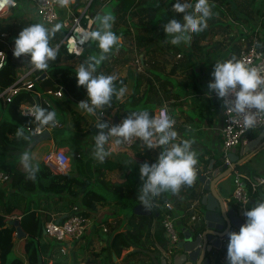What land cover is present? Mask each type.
<instances>
[{
  "label": "trees",
  "instance_id": "obj_1",
  "mask_svg": "<svg viewBox=\"0 0 264 264\" xmlns=\"http://www.w3.org/2000/svg\"><path fill=\"white\" fill-rule=\"evenodd\" d=\"M16 1L17 5L9 9L10 12L7 17L0 18V21L9 22L12 25L8 38L10 37L13 40L18 37L19 29L24 25V21H18L17 24L16 19L26 11L24 5L20 1ZM183 1L180 0V2ZM175 2L176 0H158V3L157 0H89V2L88 0H75V3L70 5L76 12L77 8L88 3L87 9L92 16L91 30H96L95 27L99 26L98 21H96L97 16L114 15L115 21L112 25V31L117 36L123 35L126 37L131 35L129 26L126 24L127 16L129 15L132 19L130 26L135 30L133 39L142 54L143 63L155 69L153 78L159 81V87H155L150 78L142 80L139 73L128 72L126 75L114 76L116 77L114 80L116 94L112 97L111 106L106 105L96 110L97 115L103 114V119L113 118L114 116L124 119L131 112L141 110H147L150 116H153L154 108L161 104L163 98L170 95L178 97L180 92H178L177 86L188 85V83L184 82V78L172 80L176 70L182 69L188 74L190 79L194 78L195 69L192 68L190 71L188 69L191 66L189 57L190 54L191 56L193 55V51L192 53L191 51L184 52L177 45L170 43L169 45L180 51L179 53L184 55V57L179 62L172 63L164 74L160 71L165 69L166 63L161 68L156 61V50H161V47L158 46V40L160 38L167 40L170 37L164 33L163 26L173 18L183 22V14L175 13L172 10V4ZM184 2L194 5L196 0H185ZM233 2L234 0H209L213 15L207 20V28L204 31L191 34L193 35L192 45L197 44L200 35L204 39L211 38L215 32V26H232L233 22L225 19L226 15H229L237 23L242 21L250 29H253V21L260 20L261 11L251 8L250 3H244V0H237L236 4ZM108 5H110V8L105 11L104 7ZM227 6L230 7L226 9ZM100 9L103 12H99ZM159 9L163 12L161 13ZM163 13H165L164 16ZM85 21L86 19L83 18L82 22L85 23ZM118 22H123L125 27L118 30ZM162 22L164 23L163 25L161 24ZM262 22H264V19ZM53 26L51 25L47 28L51 29ZM243 33V30L239 29V34L242 35ZM64 34L65 29L61 26L51 39L50 46L55 47ZM245 36H248V34H245ZM239 37L238 35H232L229 38L230 49L236 53L238 46L233 43ZM156 38L158 40H155ZM165 42L169 46L168 42ZM218 46L219 44L216 43L211 48L216 49ZM1 49L4 50L5 59L3 62L4 67L0 69V92L16 81L18 72L25 73L30 69L32 70L25 76V79L31 82L30 87H22L17 82L15 85L18 86V90L10 101H5L0 96V164H3L2 158L6 159L7 157L15 162L14 166L10 162L6 163L12 173L8 182L10 190L5 192L4 189L0 188V264L47 263L46 257L52 248L54 246L58 247L60 244L56 241L55 244L44 241L42 229L45 221L52 218V208H56L60 202L64 204L62 211L67 210L73 204H78L91 215L108 205L117 208L114 221L116 220L118 225L112 232L107 245L101 247L102 251H106V255L100 259L99 264H105L106 260H109L110 264H114L111 251L118 257L123 249H127L130 246L133 249L126 252L122 259L127 260L129 257L141 255L148 258L147 260L150 263H158L161 252L154 247L149 236L154 220H160L161 218L159 206L164 202L173 201L176 205L185 208L189 202L198 199L197 179L192 186H181L177 194L168 191L151 198L149 202L150 215H135L132 212L133 206L140 203L138 192L142 180L139 175V168L145 162L149 164L153 161L156 162L162 148H157L156 150L148 149L143 143L146 150L145 155L142 153L134 154L135 163L127 178L122 181H111L107 176L106 168H112L113 166H109V162L107 163L105 160L103 162H94L93 158L87 155L83 149L80 150V153L77 151L73 153L70 157L69 171L60 174L51 172L42 161V158L33 157L32 163L39 166V171L36 173L35 180L27 179V173L20 162V156L23 152H29L36 144L49 138H52L54 148L69 146L76 142L78 137H84L91 131L96 134L98 131L95 127L97 122L92 115L87 114L77 105L81 100L87 99V94L83 86H77L75 72L78 69L66 63V60L73 58L74 55L67 52L63 43L57 47L56 59L49 61L48 68L45 71L36 70L31 64L30 57L27 60L24 57L14 58L12 55L13 51L4 49L2 43H0ZM115 50L126 52L127 48L121 42L114 46L111 52L106 54L107 58L97 66L94 75H110L112 68L108 65V59L114 58L113 60L118 61L114 56ZM100 54L101 50L98 44L89 41L83 45L82 54L78 56V59L83 64L88 60L89 56H99ZM123 60L127 61L128 58L125 57ZM26 63L27 65L22 71L21 66ZM158 68H161L160 71ZM128 78H132L131 92L121 100L119 97L120 90L127 84ZM194 86L192 84V87ZM60 87H62V94L60 96L53 95V92ZM42 94H45L47 102L41 99ZM22 104H35L48 111L56 112V125L43 126L44 130H47L50 134L49 138L36 141L32 145V142L35 141L34 129L38 127L39 123L33 116H24L20 113V105ZM209 106L210 102L199 105L197 114L203 113V111L208 112ZM4 114H7L8 117H4ZM199 117L201 116L199 115ZM19 130L23 131L22 137L17 136ZM77 153H79V156L76 155ZM199 163L198 160L196 168ZM218 163V159L213 161L214 166H217ZM243 165L245 163L237 165L236 169L241 171L239 168ZM247 171V173H251V171ZM198 175L199 172L197 171ZM184 193L185 196L183 195ZM40 204H43L42 211H37V208L41 206ZM232 206L237 208V205L232 204ZM156 213L157 215H155ZM13 215L19 217V225L26 234L23 238L25 263L12 252L15 239V226L11 222ZM121 216L124 218L121 219ZM119 225H122V230L119 229ZM166 241H168L167 237ZM97 254L99 253L96 252L95 256ZM85 264H97V258L94 256L87 258L85 259Z\"/></svg>",
  "mask_w": 264,
  "mask_h": 264
},
{
  "label": "clouds",
  "instance_id": "obj_2",
  "mask_svg": "<svg viewBox=\"0 0 264 264\" xmlns=\"http://www.w3.org/2000/svg\"><path fill=\"white\" fill-rule=\"evenodd\" d=\"M5 2L12 3L13 0ZM56 3L67 8L74 4L75 0H56ZM172 10L183 14V22L173 18L163 26L164 33L172 37L170 40L172 45L187 43L191 39L190 34L204 31L207 28V20L213 15L209 0H196L194 5L176 0L172 4ZM96 21L99 25L96 30L76 29L80 36V45L89 41L97 42L101 50L99 56H89L75 72L77 86H83L87 94V99L81 100L77 105L89 115H95L97 109L106 105L111 106L112 97L116 94L114 86L116 77L94 73L97 66L107 58L106 54L120 42V37L111 30L115 21L114 15L97 16ZM60 28V24L49 29L41 23L23 28L14 40L13 57L28 56L36 70H47L49 61L55 60L57 56V49L50 46V41ZM74 51L79 55L83 49L78 48ZM0 55L5 59L3 52H0ZM3 67L4 64L0 63V69ZM211 75L214 79L207 85L209 94L215 93L222 99L224 109L235 114L236 118H242L245 128H255L257 118L264 117V73L244 60L232 57L215 63ZM123 91L120 90L121 95ZM23 114L33 116L41 126L50 124L55 126L57 122L55 111H48L39 105H34L30 112H22ZM174 124V119L167 114L153 117L147 110H141L131 112L116 125L110 126L107 121L95 125L98 131L93 136L94 157L100 162L110 154L105 149V144L110 138H116L114 143L117 145L138 138L148 149L162 148L155 163L145 162L139 168L143 183L138 198L146 208L150 207L151 198L168 191L177 194L181 186H192L197 179L195 166L198 160L197 153L191 147L193 141L183 140L174 143L178 135L174 130ZM17 136L22 137L23 131L19 130ZM32 160L33 157L28 151L20 156L27 179L35 180L39 166L33 165ZM243 215L246 220L239 231L227 233V264H264V202L247 209Z\"/></svg>",
  "mask_w": 264,
  "mask_h": 264
},
{
  "label": "built area",
  "instance_id": "obj_3",
  "mask_svg": "<svg viewBox=\"0 0 264 264\" xmlns=\"http://www.w3.org/2000/svg\"><path fill=\"white\" fill-rule=\"evenodd\" d=\"M109 1V0H106ZM27 7L31 9L33 14L38 17L40 22L44 24L46 27L51 25L60 24L65 29V34L61 39V43L64 45L66 43H72L71 52L74 57H78L79 55L74 51V49L82 48L83 45L79 44L80 36L76 34L77 28H84L86 30H91V18L89 17V12L87 9V4L84 6L77 8L76 12H60V6L56 3V0H26ZM89 2V0H88ZM17 5V1L13 0L12 3H6L5 0H0V15L4 12H7L10 8L15 7ZM261 17L264 19V13H262ZM85 18V23H82V19ZM259 26V25H257ZM248 27L243 29L245 34H248L247 37H241L242 46L239 49L238 55L236 59L244 60L252 67H257L264 73V43L262 41V36L258 27L253 30H247ZM5 33H0V42H4L2 37ZM5 44V43H3ZM0 52L4 53V50L1 49ZM180 53H177V56H180ZM4 62L3 55H0V63ZM136 66H138L136 71L143 70V60L142 57L135 58ZM140 63V66H139ZM147 70V68H146ZM27 73H17L16 81L5 87L1 92L0 96L5 99V101H10L12 96L18 90V86L15 84L18 82L22 87L28 88L31 85V82L25 79ZM49 92V91H48ZM62 94V87L53 92V95L60 96ZM41 99L47 102V98L45 94L41 95ZM220 102V128L219 134L221 138L220 143V165L222 163L227 166H231L232 161L228 157V153L238 146L240 143H244L249 139V137L255 134L259 129L264 127V117L257 118V126L255 128L247 129L243 126L242 118H236L235 114L229 113L224 109L222 99L218 98ZM35 104L31 105H20V113H26L27 111H31ZM162 114L168 115V107L165 103H161V105L156 109L153 117H159ZM24 116H30L27 114H23ZM169 116V115H168ZM103 119V114L100 116ZM170 117V116H169ZM172 118V117H171ZM113 118H104V122H108L109 125L119 124L123 118H117L116 122L113 123ZM173 119V118H172ZM107 131V129H105ZM35 133H40L41 130L36 127L34 129ZM116 138H110L109 141L105 144L107 151H126L131 150L135 147V145L139 142V139H133L128 142H124L122 144H115L114 140ZM79 156V153L76 154ZM42 161L44 164L50 169L51 172L55 174L65 173L67 171L68 164L70 162V157L67 155L64 149L61 147L52 148L50 151L45 153L42 156ZM0 164V188L6 189L9 185V181L11 179V170L7 166L5 162ZM196 171L201 173L202 167L196 168ZM206 174V173H205ZM229 176H232V189L230 191L229 197H227V202H232L236 204L240 210L244 211V208L250 198V196L256 192H258L262 187H264V176L260 174H251L246 172H241L236 169V167H231ZM173 206L170 203L164 202L163 208L160 212V223L167 235V240L169 243V247L174 249L178 240L181 237V232L178 230L175 224L176 217L172 214ZM190 210L194 211V215L190 216L191 220L195 219L199 216L198 210V200L190 206ZM186 214H183L177 218L184 217ZM51 219L45 221L43 228L45 230V236L49 239H52L60 244L59 252L60 254L66 253V243L73 240L81 238L87 231L88 227L91 223V214L88 213L86 209H83L78 204H73L70 208L65 210L64 212L58 214H52ZM60 218L58 222H56L57 218ZM19 218L13 215L11 219ZM243 220V219H242ZM245 217L243 220V224L245 223ZM110 223V219L105 218L100 221L99 230L102 234L107 232L106 225ZM236 231L239 229L231 227L228 231ZM227 243L228 240L222 242L220 246V253L218 256L220 264H227L226 260V252H227Z\"/></svg>",
  "mask_w": 264,
  "mask_h": 264
},
{
  "label": "crops",
  "instance_id": "obj_4",
  "mask_svg": "<svg viewBox=\"0 0 264 264\" xmlns=\"http://www.w3.org/2000/svg\"><path fill=\"white\" fill-rule=\"evenodd\" d=\"M18 1L23 2L24 0L23 1L18 0ZM233 3L236 4L237 0H234ZM244 3H250V7L253 9H256L261 5V0H258V1L257 0H252V1L246 0V2H244ZM23 5H24V7L26 6L25 7L26 11L23 13L22 16H19L16 19L17 20L16 23L18 24V21H20V22L25 21V18H26L25 16H27L28 18H26V19L28 21H30V22L27 21L29 26L32 24H35V23H39V22H37V20L34 21L33 16H35V14H33L31 9L29 7H27V2H24ZM60 8H61L60 9L61 13H65L68 11L69 12L74 11L73 8L70 6H68L67 8H63V7H60ZM262 10L263 9H261L260 11L262 12ZM9 12H10V10H8L7 13H5L3 16H0V18L7 17ZM253 22H255V20ZM245 26H246V28L248 27L247 25H245ZM256 27H257V25L254 23L253 29H255ZM11 29H12V25L9 22L6 23V22L0 21V33L1 32L5 33V35L2 37L4 42H0V43H2V45L4 46V49H9V50L13 51L14 40L10 39V37L8 38V36L10 35V32H11ZM248 29L253 30L250 28H248ZM243 36H245L244 33L239 37V40H241V37H243ZM245 37H247V36H245ZM3 43H5V44H3ZM241 46H242V43L240 45H238V49H240ZM235 57H237V56L235 55ZM229 59H231V58H229ZM192 64H194V66L192 68L195 69L194 78L190 79L188 74L185 71H182V69H180L178 73L182 76V78L185 79L184 82L188 83V85L183 86V90H182V92H180L178 97H175L174 95L166 96L165 98L162 99V102L167 105L168 115L170 117H172L175 121L174 130L177 132L178 135H177V139L174 141V143H180L183 140L193 141L191 147H192V150L197 153V159L200 162L198 164L197 168L207 166L211 161H214L215 159H218L219 163L217 166H220V160H219L220 153H219V155H217L214 152L216 149L217 150L220 149V143H221V138H220V134H219V128H220V122H221L220 121V102H219L218 97L216 96L215 93L209 94V90L207 88L208 83L212 82L214 79L212 77V75L210 74L213 72L214 66L209 68L210 73L207 74V72L204 70L205 69L204 67L202 69L201 66L195 65V63H191V65ZM209 65L212 66L211 64H209ZM192 68H189V71ZM30 70H32V69H30ZM30 70H28L25 73H28ZM149 70H151V69H149ZM153 70H151V72H153ZM147 72H148V69H147ZM18 73H21V72H18ZM181 73H183V74H181ZM176 76L177 75L175 74L174 77L177 79ZM192 84H194L196 87L195 86L192 87ZM206 102H210L208 112L203 111V113L197 114V111H198L197 109H198L199 105H202ZM160 105L161 104H158L154 108L153 114L155 113L156 109ZM199 115L201 117H199ZM208 117H209V119H207ZM99 121L104 122L102 120H98L96 122L98 123ZM94 135L95 134L93 131H91L89 134L90 144L88 145V150H90L89 152L92 151V153H89L88 155L93 158L94 162H100L94 157V148H95V142L93 139ZM44 141H49V143L52 144V147H53L52 138H50V140L46 139ZM65 147H68V146H62L61 148L63 149ZM169 147H170V145H169ZM235 148H237V146ZM105 149H106V146H105ZM133 149H135V150L134 151L126 150V151L130 154H133L135 152V153H139V154L142 153L143 155H145V153H146V150L143 146V142L140 140L135 145V147ZM156 149H153V150H156ZM108 152L110 153V152H114V151H108ZM219 152H220V150H219ZM255 152H253L251 155H249L245 159L244 163H246V161L249 159V157L252 156ZM114 153H116V152H114ZM145 159H147V158H145ZM105 161H107V160H105ZM108 162H109V164H108L109 166H114L113 162L107 161V163ZM152 163H155V162L153 161ZM152 163H150V164H152ZM112 168L111 167H108V169L106 168L107 176H108V174ZM69 169H70V162L68 164L67 171H69ZM126 173H130V170L127 169ZM220 181H219V183H217L215 185V187L217 189V192H219V194L221 195V197L225 201H227L226 198L229 197L230 191L232 189V182H231L230 189H225L224 186L220 185ZM142 183H143V181L140 182V187L142 186ZM197 189L199 190L200 186H198ZM9 190H10V188H8L7 191H9ZM194 202H195V200L189 202L185 208H182L181 206L176 205L173 201H167V203H170L173 206L171 212L176 217L175 224H176V227L178 228L179 231H180V228H182V227H188V226H192L193 224H197L198 217H196L193 220H191L189 218L190 216L195 214L193 210H190V206ZM259 202H264V187H262L258 192L254 193L250 196V198H249V200H248V202L244 208V211H246L247 209H251L252 207H254ZM228 203L231 205L234 204L232 202H228ZM40 205L41 206H39V208H37V211H42L43 204H40ZM234 205H236V204H234ZM63 207H64V204L62 202L58 203L56 208H52V214H57V213L61 212L63 210L62 209ZM106 208H107V206L100 208L98 211H96L95 214L91 215L90 226L88 227L86 233L84 234L85 236H88V238L86 239L85 242H83V244L81 243L82 241H84L83 238H82V240H79V241L77 239H73V240L67 242L65 244L66 249H69V251H71V252L68 251V255H66V256H63L65 254H60V252H59L60 246H58V247L54 246L52 248L51 252L46 257L47 261H49L47 263L48 264L56 263V260L54 259V255L58 253L57 257H59L58 255L60 254V255H62L61 256L62 258H65L64 264H74V262H75L73 260L74 258L81 260L83 258V256H82L83 253L84 252L88 253L86 251L87 245L89 246L90 244H92V247H93V245L95 246V243L97 242L99 245H101L100 249H98L97 251H94L96 249H93L91 252V256L89 254H85V259L94 256L97 258V264H99L100 259H102V257L106 255V251H102L101 247H104L107 245L112 232L116 229V226L118 225V222L115 220V221H113L115 224L113 226H111L110 228H108L107 232L105 234H102L100 232L99 224H98L100 221H102L105 218L111 219V222H112V219L114 220L116 209L114 212H112V211L108 212V211H106L107 210ZM162 208H163V204H161L159 206L160 212H161ZM235 209H236L238 215L240 216V218L244 220V217H245L243 215L244 211L240 210V208L238 206ZM62 212H64V211H62ZM198 212L200 214V211H198ZM106 213L109 215L112 214L113 216L112 217L111 216H105ZM183 214H186V215L184 217L177 218ZM123 218L124 217L121 216V219H123ZM245 219H246V217H245ZM119 226H120L119 229L122 230V228H121L122 225H119ZM166 237H167V235L161 226L160 220H154L149 239L153 242L154 247L156 249L160 250V252H161V256L159 258L158 263L157 262H153V263L151 262L150 263L147 260L148 258L141 256V255L129 257L127 260L122 259L126 252L131 251L133 249L132 246H130L127 249H123L118 257H116L114 255V253L111 251V255L113 254L112 255V258H113L112 261L114 262V264H167L166 259L164 258L166 250H174V249L173 248L171 249L169 247V243H168V241H166ZM51 240L52 239H45V237H44V241L50 242V244L56 243L54 240H52V241ZM23 243H24L23 238H15L12 252L14 255H16L17 257L22 259L23 262L25 263ZM84 245H85V247L82 248V246H84ZM96 252H98L99 254H97L95 256ZM219 253H220V249L214 254V256H211V264H220L219 259H218ZM81 263H82V261H80L79 264H81ZM83 264H85V262ZM105 264H110V261L106 260Z\"/></svg>",
  "mask_w": 264,
  "mask_h": 264
},
{
  "label": "rangeland",
  "instance_id": "obj_5",
  "mask_svg": "<svg viewBox=\"0 0 264 264\" xmlns=\"http://www.w3.org/2000/svg\"><path fill=\"white\" fill-rule=\"evenodd\" d=\"M248 1H252V0H248ZM24 2H26V1L25 0L23 2L20 1V3H22V4ZM244 2H246V0ZM229 7L230 6H227L226 9H228ZM263 7H264V0H261V5L258 7L259 8V12H260L261 9H263L261 13H264V8ZM109 8H110V5L104 7L105 11L109 10ZM258 8H256V9H258ZM159 11H161V13L163 12L161 9H159ZM259 12H258V15H259ZM5 13H7V12H4L0 16H3ZM88 15H89V17L91 18V21H92L91 14L89 13ZM164 15H165V13H163V16ZM25 17L28 18L27 16H25ZM26 18H25V21L23 22L24 25L22 26L21 29H19V32L23 28H26V27L29 26L28 22H30V21H28ZM33 19H34V21L37 20V22L41 23L37 16H33ZM163 19H165V18L163 17ZM222 19L224 20V18H222ZM225 19H229L230 21H232L233 25L232 26H226V27L225 26H215L214 27V31L215 32H214V34H213V36L211 38L204 39V38H201L203 36L200 35L199 38H198L197 44L196 45H192L193 35L190 34L191 35V39L187 43L181 42L179 45H177L184 52L191 51V53H192V51H193L194 52V53H192L193 55L191 56V54H190V57H189L190 60H191V63H195V65L201 66L202 69L204 67L205 68L204 70L207 72V74L210 73L209 68L213 67L215 63L223 62L226 59L235 57V55L237 56L238 52H239V49H238L237 53L233 52V50L230 49V44H229L230 43V39L229 38L232 35H238V37L241 36V34H239V29H242V30L244 28L246 29V26H245L244 23H242V21L237 23L229 15H226ZM131 20L132 19L128 15L126 24L129 26V29L131 31V35L126 36V37H124L123 35L118 36V37H120V42L122 43V45H124L127 48V51L126 52L122 51V50H115L114 51V56H115L116 59H118V61L113 60L114 58H109L108 59V65L111 66V68H112L111 71H110V75L111 76H118V75L121 76V75H126V73H128V72L139 73V75L141 76L142 80H145V78H150L153 81L155 87H159L158 86L159 81H156L153 78L154 74H153V72H151V70H153L154 68L152 66L149 67V65L144 64L143 70L136 71L138 66H136L137 63L135 62V58L136 57H140V56L142 57V54L140 53V50L136 47L135 40L133 39V35H134L135 30H134L133 27L130 26ZM262 21H263V18L260 17V20L254 22V23L256 25H259L257 27H258L259 31L261 30L260 34L262 36V41L264 43V22H262ZM161 24H164V23L162 22ZM117 25L119 27V28H117L118 30L123 28V27H125V24L123 22H118ZM95 28L97 29L98 26L95 27ZM248 28H250V27H248ZM171 39H172V37L171 38L169 37L167 40H163L161 38L159 40H158V38L155 39V40H158V46L161 47V50L157 49L156 53H155V57L157 58L156 59L157 64H158L159 67L162 68L164 63H166L164 70L160 71L161 68H158L159 71L162 72L163 74H164V72H167V70L169 69V67H170V65L172 63L179 62L184 57V55H182L181 53H180L181 54L180 56H177V53H179L180 51L176 50L175 48H173V47H171L169 45ZM165 41L168 42L169 46L166 45ZM216 43H218L219 46L216 49H212L211 47L214 46V44H216ZM241 43H242V41L239 40V38H237V40H235L233 44L238 46ZM96 44H97V42H96ZM228 45H229V47H228ZM23 57L26 60L29 59L28 56H23ZM123 57L124 58L127 57L128 60L124 61ZM66 63H68L70 65H73L76 69H78L79 66L81 65L78 57L69 58V59L66 60ZM209 64H211L212 66H210ZM26 65H27V63L24 66L23 65L21 66L22 71L25 69L24 67ZM139 66H140V63H139ZM193 66H194V64H192L190 66V68H192ZM146 67L148 69V72L146 70ZM149 69H151V70H149ZM153 71H155V69ZM178 72H179V70H176L175 74L177 75L176 76L177 79L173 76V79H172L173 81L183 79L182 76ZM181 74H183V73H181ZM131 79L132 78H128V82L123 88V90H124L123 94L122 95L119 94V97H120L121 100H123L125 98V96L131 92ZM177 90H178V92H182L183 86H177ZM92 116H93L94 119H96V121H98V120H102L103 121V119L100 117L101 115L95 114V115H92ZM4 117L7 118L8 117L7 114H4ZM89 134L84 136V137L76 136V137H78V140L76 142H73L68 147L63 148L69 157H71L73 155V153H75V151L80 152V150H82V149L86 153L88 152L87 155L89 153H92V151L89 152L90 150H88V145L90 144ZM48 140H50V138ZM48 143H49V141L40 142L39 144L35 145L29 151V154L32 157H34V158H42V156L45 153H47L48 151H50L53 148L52 144L49 143L50 144L49 145ZM134 150L135 149H133V148L131 149V151H134ZM214 152L217 155H219V153H220L219 150H217V149ZM134 154H135V152L133 154H130L127 151H119V152H116V153L110 152V154L107 157H105V160L111 161V162L114 163L113 168L111 169V171L108 174V177L112 181H122V180H125L127 178V175H129V174L126 173V170L128 169V170L131 171V169H132V167H133V165L135 163L134 159H136V158H135ZM2 161L5 162V163H9L10 162V164L12 166H14V164H15L14 160H11L9 157H7L6 159L2 158ZM239 169L242 172H246L247 173L248 172L247 170H249V172L251 171V173H253V174L263 175L264 174V145L261 146L260 149H258L252 156H250L249 159L246 161L245 165L241 166ZM231 181H232V176H227L226 178H224V179H222L220 181V185L224 186L225 189H230ZM8 188H10L9 185L6 188L5 192H7ZM183 195L185 196V193ZM106 209H107L106 211H108V212H110V211L114 212L115 209H117V208L115 206L108 205ZM198 210L201 211V208L199 207ZM105 216H111L112 217L113 215L112 214L109 215V214L106 213ZM113 221L114 220L112 219V222H111V219H110V223L108 222L106 227L110 228L111 226H113L115 224ZM44 237H45V239H49L45 235H44ZM82 238H83L84 241H82L81 243L83 244V242L86 241L88 236L84 235L80 239H77V240L78 241L82 240ZM100 246L101 245H99L97 242L95 243V246L93 245V247H92V244H90L89 246L87 245L86 251L88 253L84 252L83 255H82L83 258L81 260H78V259L74 258L73 259L75 261L74 264H79L80 261H82L81 264H83L85 262V254H89L91 256L92 250L96 249L94 251H97L98 249H100ZM83 247H85V245L82 246V248ZM65 250H66V253L63 256L68 255L69 249H65ZM69 252H71V251H69ZM57 254L54 255V259L56 260V263H54V264H64L65 263V258H62L61 257L62 255H60V254L58 255L59 257H57ZM47 262H49V261H47ZM46 264H48V263H46Z\"/></svg>",
  "mask_w": 264,
  "mask_h": 264
},
{
  "label": "water",
  "instance_id": "obj_6",
  "mask_svg": "<svg viewBox=\"0 0 264 264\" xmlns=\"http://www.w3.org/2000/svg\"><path fill=\"white\" fill-rule=\"evenodd\" d=\"M60 44L61 41L54 48L57 49ZM65 47L70 53L72 43H66ZM117 118V116L113 117V123L116 122ZM38 128L42 132L34 133L35 141L32 142V145L36 141L50 137L43 126L39 124ZM263 145L264 127L228 153V157L232 161L231 166L222 163V165L215 167L211 161L207 166L202 167L203 171L197 176L200 189L198 190L199 198L196 200H198V208H201L197 224L180 228L181 237L176 247L174 250H166L164 255L167 264H211V256H214L220 249L223 241L228 240L229 229L231 227L239 229L243 225V220L236 209L221 197L215 185L229 176L231 167L244 163L243 161L249 155ZM132 212L135 215L151 214L150 208H146L141 202L133 206ZM60 218H57L56 222ZM11 222L15 226V238H24L26 234L21 229L19 220L14 218ZM42 233L45 234L44 228Z\"/></svg>",
  "mask_w": 264,
  "mask_h": 264
},
{
  "label": "bare ground",
  "instance_id": "obj_7",
  "mask_svg": "<svg viewBox=\"0 0 264 264\" xmlns=\"http://www.w3.org/2000/svg\"><path fill=\"white\" fill-rule=\"evenodd\" d=\"M76 34H78V33L76 32Z\"/></svg>",
  "mask_w": 264,
  "mask_h": 264
}]
</instances>
